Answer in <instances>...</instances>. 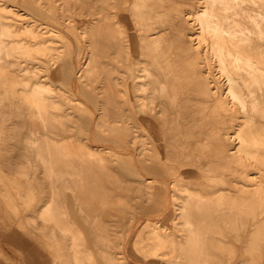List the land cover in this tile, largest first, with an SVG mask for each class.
Returning a JSON list of instances; mask_svg holds the SVG:
<instances>
[{"label":"bare ground","instance_id":"6f19581e","mask_svg":"<svg viewBox=\"0 0 264 264\" xmlns=\"http://www.w3.org/2000/svg\"><path fill=\"white\" fill-rule=\"evenodd\" d=\"M19 1L0 0V166L29 188L27 208L38 199L36 218L27 212L18 226L48 252L43 264H133L117 222L129 228L148 199L167 207L153 179L138 174L140 164L161 175L151 163L166 160L180 174L170 209L140 222L127 250L158 264H264V0L77 4L81 19L94 20L81 25V93L96 95L98 131L127 132L123 148L137 156L127 160L91 146L86 106L43 80L57 66L59 34L18 27ZM49 1L65 19L72 0ZM1 220L0 256L13 247L22 256L27 238Z\"/></svg>","mask_w":264,"mask_h":264},{"label":"rangeland","instance_id":"374dc122","mask_svg":"<svg viewBox=\"0 0 264 264\" xmlns=\"http://www.w3.org/2000/svg\"><path fill=\"white\" fill-rule=\"evenodd\" d=\"M81 1L85 0H72L71 7L68 10L69 12L67 13L65 19H58L55 15V10L50 7L52 3L49 0H44L42 3H36L34 0H27L25 2L20 0L17 4L18 6L15 8L17 11V15H15V24L18 27L31 25L36 29H42V31L51 29L59 34V36H52L53 38H55V41L57 39V41L54 43V46L57 47L59 51H61L60 56L56 59L57 66L55 68L50 67L46 71H41L49 74L48 76L43 78V80L46 82H50L52 87H61L69 94H71V96L77 98L80 102L82 101V103L86 106V109L84 110L88 111L90 116L88 115V113H83L81 117L82 119L84 118L85 120H88L89 116L91 136L88 140V143L94 147H104L110 149L118 157L125 160L133 159L132 156L134 158H137V156L133 155L134 153L132 151L129 152L123 148L125 142L123 139L127 138V132L118 128L114 130L108 129L105 131H98L96 129L94 123L97 114L96 105L98 104H96L95 102L96 95H94V93L92 92H87L85 94L81 93V76L78 75L81 74V65L84 59V57L81 58V25L89 21L91 22L89 24L93 26L92 22L94 21L89 17H84V20L81 19V7H76L77 4L79 5L81 3ZM86 1L88 3L90 1V3L93 4L92 0ZM74 2L75 4L73 5ZM79 6H81V4ZM92 14H94V8ZM49 36L50 35L48 33L42 34L38 38L34 39L32 41V44L34 43L36 45L38 44L37 42H42L48 39ZM214 100L215 99H213V102ZM72 105L73 103L71 102H64V106ZM56 112L60 113L59 110H56ZM62 138L73 140L75 136L73 135ZM2 139L3 137L0 134V150L1 147L3 148L4 146V140ZM72 155L74 156V154ZM151 164L155 168L159 167L161 169V172L163 171V174L154 175L147 173V171L142 169V165L140 164L138 174L142 179H153L152 184L157 187V191L161 196L165 195V202H168H166V207L164 205H159L158 202H153L150 201L151 199H148V205L144 204L145 210L136 215L132 225L129 228L125 227L126 223L123 220L124 218L120 219L117 222L118 228L123 229L127 235L124 247V260L132 262L133 264H158L154 260L145 258L141 253H138L135 248H131L128 251L127 247L132 237L134 236L137 226L140 222L144 220H162L166 215V212L168 211V209H170L169 200L171 199V192L173 189L172 182L180 175L178 173L172 174V171L168 166L170 164L168 163V160H166V164L164 166H160L157 161L152 162ZM5 170V167L0 166V223H2L1 219L10 217L13 220L12 224H10V227L13 226L14 229L17 228L20 231L19 233H22V236L20 237L27 238L28 245H30L31 248H39L41 246L37 245L34 241V232L29 231L25 226H18L19 219H22L27 212L30 213L34 218H36L35 212L37 207L39 206L38 199H34L33 207L30 206V208H27L24 201L28 200L27 193L29 191V188L26 187L24 182H11L6 175ZM143 171H145V173ZM195 177H197V175ZM127 178L129 180L128 186L131 190H133V184H136L138 179L133 172L127 173ZM103 183L109 184L106 180H104ZM31 191L37 192V189H32ZM70 193L72 192L67 191L65 194V200L68 203V207L74 201V197L73 195L71 196ZM140 200L145 201L144 198H141L137 199V202H139ZM11 201L14 202L16 206L20 207L19 211L16 214L13 213L10 209L9 204ZM76 222L79 223L81 227V220L77 219ZM86 238L89 242H92L91 235L86 234ZM226 239H229V237H227ZM241 239H244L243 235L240 236V240ZM18 250V248L13 247V249L9 252L6 251L4 257L0 256V259L6 262H19L22 259V256L25 255V253H22L21 256V254H18ZM240 251V243L237 242V248L235 247L234 249V257L232 262L239 260ZM47 256L49 258L48 252Z\"/></svg>","mask_w":264,"mask_h":264},{"label":"crops","instance_id":"0c3cea01","mask_svg":"<svg viewBox=\"0 0 264 264\" xmlns=\"http://www.w3.org/2000/svg\"><path fill=\"white\" fill-rule=\"evenodd\" d=\"M2 230V229H1ZM4 231V230H2ZM4 233L2 232L1 235H3ZM21 252L25 255L24 257H22V259L19 262H6L0 259V264H43L44 261L43 260H47V252L45 249H43L42 247L39 248H31L27 246V249L24 250L22 249ZM33 256L32 259H30L29 257Z\"/></svg>","mask_w":264,"mask_h":264}]
</instances>
